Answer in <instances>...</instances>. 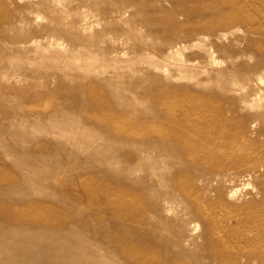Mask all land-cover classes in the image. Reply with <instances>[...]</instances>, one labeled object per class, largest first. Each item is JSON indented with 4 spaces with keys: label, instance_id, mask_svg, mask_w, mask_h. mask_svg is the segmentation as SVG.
Returning a JSON list of instances; mask_svg holds the SVG:
<instances>
[{
    "label": "rangeland",
    "instance_id": "374dc122",
    "mask_svg": "<svg viewBox=\"0 0 264 264\" xmlns=\"http://www.w3.org/2000/svg\"><path fill=\"white\" fill-rule=\"evenodd\" d=\"M258 117L264 0H0V264H264Z\"/></svg>",
    "mask_w": 264,
    "mask_h": 264
},
{
    "label": "bare ground",
    "instance_id": "6f19581e",
    "mask_svg": "<svg viewBox=\"0 0 264 264\" xmlns=\"http://www.w3.org/2000/svg\"><path fill=\"white\" fill-rule=\"evenodd\" d=\"M261 78H263V77H261ZM255 100H257V99H255ZM252 109H254V107H252ZM190 122H191V126L193 128L194 127L193 120H191ZM262 122H264V121H262L260 119V117L251 121V124H252V131L251 132H252L253 138L251 140L252 145L249 148V154L252 155V159H253L252 164L254 165V167H257L261 172L264 169V127H261ZM193 134L198 137L200 132L197 129H193ZM204 135H207L208 137L212 136L211 132L206 133ZM256 142H261L263 144L262 149L260 151L256 150L253 147V144ZM258 194H261L262 196H264V189H261V191ZM236 196H237V194H236ZM236 219H238V217ZM259 231L264 233V225H256V226L251 227L249 229H247V228L243 229V230L239 231V237L241 240H248L252 235H254V233L259 232ZM240 243H241V241L236 240V242L233 244V246L229 245L228 247L222 249L223 252L221 253V263H223V264H227V263L228 264H234L235 263L234 261H236L240 257L239 254L243 253L244 250L245 251L247 250V248L245 246H244V248H242ZM234 246L237 250V253L232 254L230 252H227L229 250H233Z\"/></svg>",
    "mask_w": 264,
    "mask_h": 264
}]
</instances>
